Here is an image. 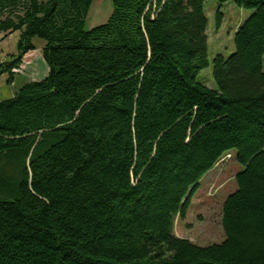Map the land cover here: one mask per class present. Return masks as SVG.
<instances>
[{
	"label": "trees",
	"instance_id": "trees-1",
	"mask_svg": "<svg viewBox=\"0 0 264 264\" xmlns=\"http://www.w3.org/2000/svg\"><path fill=\"white\" fill-rule=\"evenodd\" d=\"M205 1L111 0L88 28L93 0H0V34L18 33L0 75L37 50L48 68L0 100V264H264V0H232L252 14L215 89L197 79ZM231 150L224 240L176 236Z\"/></svg>",
	"mask_w": 264,
	"mask_h": 264
},
{
	"label": "rangeland",
	"instance_id": "rangeland-1",
	"mask_svg": "<svg viewBox=\"0 0 264 264\" xmlns=\"http://www.w3.org/2000/svg\"><path fill=\"white\" fill-rule=\"evenodd\" d=\"M111 11V0H93L86 19V26L90 28L104 23ZM204 11L207 17L209 65L198 73L197 79L215 89L212 59L216 54L220 53L227 57L234 51V32L252 14V10L240 7L232 0L223 3L218 0H206ZM218 13L221 14L219 24ZM17 40L18 33L8 36L0 34L1 57L15 51ZM34 43L41 47L44 41L35 38ZM18 70L14 85L6 82L7 74L0 75V100L11 97L21 81L40 80L48 72L38 50L27 53ZM241 169L242 166L235 159L234 150L224 155L215 167L200 180L198 189L187 202L185 216L175 218L174 234L200 246L222 242L225 238L221 222L222 205L226 197L235 191L234 176Z\"/></svg>",
	"mask_w": 264,
	"mask_h": 264
},
{
	"label": "crops",
	"instance_id": "crops-1",
	"mask_svg": "<svg viewBox=\"0 0 264 264\" xmlns=\"http://www.w3.org/2000/svg\"><path fill=\"white\" fill-rule=\"evenodd\" d=\"M20 78L22 79V77H20ZM210 171H211V170H210ZM210 171H209V172H210ZM203 177H204V176H203Z\"/></svg>",
	"mask_w": 264,
	"mask_h": 264
},
{
	"label": "built area",
	"instance_id": "built-area-1",
	"mask_svg": "<svg viewBox=\"0 0 264 264\" xmlns=\"http://www.w3.org/2000/svg\"><path fill=\"white\" fill-rule=\"evenodd\" d=\"M15 71H17V70H15Z\"/></svg>",
	"mask_w": 264,
	"mask_h": 264
}]
</instances>
